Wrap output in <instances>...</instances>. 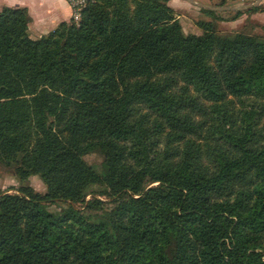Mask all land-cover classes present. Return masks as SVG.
I'll use <instances>...</instances> for the list:
<instances>
[{"label":"trees","instance_id":"1","mask_svg":"<svg viewBox=\"0 0 264 264\" xmlns=\"http://www.w3.org/2000/svg\"><path fill=\"white\" fill-rule=\"evenodd\" d=\"M168 1L0 10V164L46 186L0 193V264H264V38Z\"/></svg>","mask_w":264,"mask_h":264},{"label":"rangeland","instance_id":"2","mask_svg":"<svg viewBox=\"0 0 264 264\" xmlns=\"http://www.w3.org/2000/svg\"><path fill=\"white\" fill-rule=\"evenodd\" d=\"M168 5L173 8L185 34H200L203 29L198 22L211 21L215 31L223 36L231 37L236 33H244L264 38V0H169ZM255 6L259 8L252 10L251 8ZM201 8L212 9L216 11V14L206 13ZM236 11L242 13L235 19H228ZM235 104L238 105L237 102ZM84 159L95 169L101 171L103 161L101 153H88L84 155ZM14 167L13 164L9 166L0 164V193H18L21 186H30L36 192L45 193L46 186L39 176L32 175L25 180H20L15 174ZM98 190V186L90 189L93 195ZM87 198H90V195ZM99 198L106 201L105 206L110 205L108 198L104 196H99ZM66 205V202H57V205H52V207ZM81 205L76 206L81 207Z\"/></svg>","mask_w":264,"mask_h":264},{"label":"crops","instance_id":"3","mask_svg":"<svg viewBox=\"0 0 264 264\" xmlns=\"http://www.w3.org/2000/svg\"><path fill=\"white\" fill-rule=\"evenodd\" d=\"M6 6L27 9L28 33L32 38L48 33L61 21H68L72 13L67 0H0V10Z\"/></svg>","mask_w":264,"mask_h":264},{"label":"built area","instance_id":"4","mask_svg":"<svg viewBox=\"0 0 264 264\" xmlns=\"http://www.w3.org/2000/svg\"><path fill=\"white\" fill-rule=\"evenodd\" d=\"M88 0H67L71 8V17L77 21L80 17L81 10L85 6Z\"/></svg>","mask_w":264,"mask_h":264}]
</instances>
